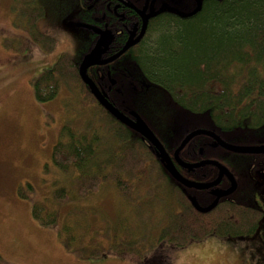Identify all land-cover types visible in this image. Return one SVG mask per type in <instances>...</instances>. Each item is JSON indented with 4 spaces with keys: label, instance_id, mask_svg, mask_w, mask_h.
<instances>
[{
    "label": "trees",
    "instance_id": "1",
    "mask_svg": "<svg viewBox=\"0 0 264 264\" xmlns=\"http://www.w3.org/2000/svg\"><path fill=\"white\" fill-rule=\"evenodd\" d=\"M17 1L22 2L23 9L27 10L31 40L45 51L52 50L55 38L36 27V21L43 16L40 5L35 4L34 0ZM150 1L147 4L151 15L148 17L145 39L129 47L109 65L110 75L116 81L111 90L106 89L108 79L105 66H91L86 70L87 75L99 89L107 93L109 102L119 110L126 107L138 112V107L132 106L142 93L141 88L153 89L164 96L168 109L176 108L181 116L183 114L190 119L192 128L210 129L226 142H229L227 139H234L244 142V145L262 143L264 0ZM111 3V0H82V6L75 12V19L79 23L116 30L121 27V22L115 17ZM86 30L89 35L84 40L77 60L62 55L52 68L44 69L33 80V93L38 102H47L56 96L62 82L74 79L84 98L90 104H95V109L91 110L92 116L98 118L101 114L108 119L117 142V151L110 153L107 160L97 157L100 153L98 144L102 141L100 135L95 131L88 134L74 130L71 122L66 121L61 127L60 138L52 148V164L62 171L72 169L81 173L76 183L80 194L97 189L99 183L111 181L121 196L130 201L134 182L145 165L140 159V151L145 150L156 164L155 183L166 184L170 188L181 187L169 177L172 184L167 183V173L162 161L155 155L154 148L140 134L107 112L80 79V59L91 49L97 37L90 29ZM122 32L123 36L115 34L106 43L99 57L112 55L126 42L127 32ZM118 70L125 72V81H133L132 86L136 87V91L127 90L128 86L118 75ZM159 119L165 120L164 116ZM162 139L161 143L171 155L177 141ZM192 141L179 152L180 159H218L219 152L228 153L218 146L214 148L213 140L207 135L199 134ZM108 165L107 171H104ZM213 177L209 175V178ZM176 187L173 190L174 199H178L176 203L180 210L169 213L166 223L159 228L155 237L149 238L148 232H145L138 239L119 238L126 251L135 252L146 263L149 261L142 255L143 251L154 250L162 243L180 246L212 232L221 236H245L254 233L259 224L257 209L247 201L234 205L220 202L205 212L211 214H200L192 209L188 194ZM53 197L55 203L66 201L64 187L55 189ZM43 208L39 204L33 205L32 216L41 224H52L56 218L54 209L44 214ZM127 239L129 241H125ZM104 250V247H95L89 250V255L100 256ZM158 259V263L163 262L161 257ZM258 264H264V261Z\"/></svg>",
    "mask_w": 264,
    "mask_h": 264
},
{
    "label": "rangeland",
    "instance_id": "2",
    "mask_svg": "<svg viewBox=\"0 0 264 264\" xmlns=\"http://www.w3.org/2000/svg\"><path fill=\"white\" fill-rule=\"evenodd\" d=\"M34 2L43 11L36 27L55 38L50 51L31 40L23 3L0 0V264H258L264 261V213L250 235L232 237L212 232L180 246L162 243L154 250L143 251L148 263L135 252L126 251L120 237L138 239L148 232V237L153 238L169 213L179 209L174 188L155 183L156 164L145 150L140 151L145 165L134 182L130 201L121 196L111 181L80 194L76 183L81 173L72 169L62 171L52 164V148L66 121L71 122L74 130L88 134L95 131L100 135L97 157L103 160L117 151V142L108 119L100 113L98 118L92 116L95 104L84 98L74 79L62 82L53 99L44 103L35 99L33 80L44 69L52 68L62 55L77 60L89 33L77 25L78 0ZM161 95L156 90L144 89L132 107L140 104L149 122L158 120L164 129L172 125L169 118L173 115L177 119L186 117L176 108H171L173 113L169 111L168 102ZM162 116L165 120L159 119ZM227 140L244 145L240 140ZM260 140L263 143L264 136ZM224 154L240 171L249 169L251 159L255 158L250 154ZM109 166L103 170L107 171ZM59 187H64L67 198L55 203L53 191ZM35 204L44 207V214L54 209L55 221L41 224L35 219L31 213ZM95 247H104V254L90 256L89 250ZM158 257L162 263H158Z\"/></svg>",
    "mask_w": 264,
    "mask_h": 264
},
{
    "label": "flooded vegetation",
    "instance_id": "3",
    "mask_svg": "<svg viewBox=\"0 0 264 264\" xmlns=\"http://www.w3.org/2000/svg\"><path fill=\"white\" fill-rule=\"evenodd\" d=\"M85 1H90V0H85ZM111 2L112 3L110 5H111L112 11H113L115 17L121 22V27L120 28L117 27L116 30H113L112 28L111 29L106 28L107 30L110 31L111 38L115 34H120L121 36H123L122 31L126 30L127 36L124 39V42L125 41L127 42V40H131V41L135 40L136 37L141 32L142 23H143V19H142L141 15L139 14L138 11L144 10L143 16L147 19L145 30H144V33L142 34V36L140 37V39L137 40V42L134 45H137L138 42L140 43L141 41H143L145 39L143 37H145L147 35V31H148L147 30L148 24H149L148 17L151 15V14H149V7L150 6H148L147 3H150L151 1L150 0H122V1L111 0ZM130 5H132V7ZM78 6H80V7L82 6V0H78ZM131 32H133L132 35L130 34ZM130 35H131V37H130ZM86 38H88V35ZM111 38L109 41H111ZM97 40H98V38H97ZM121 55H123V54H121ZM107 57L108 56H105V57L102 56L99 58L104 59ZM117 59H115L114 61H116ZM114 61H112V62H114ZM112 62H110L109 64H106V65H100V66H105L107 68V69L105 68L107 79H108L107 73H109V75H110L109 65ZM96 66H99V65H96ZM99 74H102V72L99 71ZM118 75L120 77H122L121 78L122 81H125V79H124L125 72L124 71L120 70L118 72ZM121 79H120V81H121ZM125 82L128 86L127 90L131 89L133 91H136V89H135L136 87L132 86L133 85L132 80H127ZM115 83H116V81H115ZM114 85L110 86V84L108 82V84L106 85V89L110 91L112 86H114ZM122 85H123V83H122ZM141 89H142L141 91H144L143 88H141ZM100 90L104 91L103 89H100ZM106 95H107V93H106ZM139 105L140 104L136 105L138 107V112L135 109H127L126 107H122V110H120V111H122L125 115H127L128 117H130L134 120H143L159 140H163L162 138H164L166 140L167 139H169V140L175 139V142L177 141L176 147L179 145L181 140L187 134H189L191 131H193L195 129H198V128H192L193 122L190 119H188V118L177 119L176 115H173L171 118H169L170 121H172L171 126L168 125L166 128L161 129L160 126L158 125L159 124L158 120L156 121V123H150L149 122L147 115L143 113V111H142L143 109H141L142 107ZM169 111H172V113H173V110L171 108ZM132 112L136 113V117L132 116V114H131ZM170 121H169V123H170ZM157 125H158V128H156ZM204 129H206V128H204ZM208 130H210V129H208ZM196 136L192 137L185 144V146L189 143L190 144L193 143L194 141H192V140ZM213 144H214V140H213L212 146H213ZM262 144H264V142L257 144V145H262ZM176 147L174 148V150L176 149ZM213 147L215 148L217 146H213ZM218 147H220V146H218ZM174 150H173V152H174ZM223 150H225V149H223ZM173 152L169 156H170V158L174 164L176 171L184 179H186L192 183H199V184H209V183L214 182L217 179V177L219 175V169L216 166H214V165L210 166L209 164H202L198 167L188 169L187 167H183L182 165H180L179 163L176 162V160L173 158ZM227 152H228V154H240V153H233V152H230L228 150H227ZM224 153H226V152H219L218 153L219 154L218 159H215V158L214 159L207 158V159L216 160L223 167H225L231 173L233 179L235 180L236 185H235L234 191L232 193L226 195V196L220 197L218 199L217 203L215 204V206L220 204V202H222L225 205L226 204L227 205H229V204L234 205V204H237V203H240L243 201H247L248 203L252 204L257 209L258 215L261 219L262 214L264 213V154H257V155H259L258 157L255 156V158L253 160L251 159L250 168L244 169L245 171L244 170L240 171V170L236 169L235 167H233V165L229 162V158H228L227 154L225 155ZM178 156H179V154H178ZM251 156H254V155H251ZM179 159H180V157H179ZM207 159L204 158V159L195 160V161H184L182 159H180V160L184 163H196V162H200L202 160H207ZM198 169H201V170H198ZM215 169H216V171H215ZM183 170L186 171L188 174H185V172H183ZM165 172L168 175V176L165 175L167 183L172 184L171 179H173L179 186H181V187L174 186V187H172V189L173 188L175 189V187H176L177 189H179V191H183L185 194H188L187 197H188L189 204L192 205V209L198 211L200 214H211V213L201 212L198 209H196V207H194V205L192 204V201L190 198L195 199V201L197 202V205L200 208H206L216 198V195L214 194L215 192L224 191V190L228 189L231 185L229 177L224 173L221 176L220 181L214 186H210L208 188H202V189L193 188V187H186L183 184H181L180 182L176 181L166 170H165ZM209 175H214V177L211 179V178H209ZM168 177L171 179H169ZM177 201H178V199L176 200V202ZM177 210H180V207Z\"/></svg>",
    "mask_w": 264,
    "mask_h": 264
},
{
    "label": "water",
    "instance_id": "4",
    "mask_svg": "<svg viewBox=\"0 0 264 264\" xmlns=\"http://www.w3.org/2000/svg\"><path fill=\"white\" fill-rule=\"evenodd\" d=\"M122 1V0H119ZM132 7V5H130ZM143 19L142 28L140 34L136 37L135 40H127V42L121 46L119 50H117L112 55L108 56L107 58L100 59L99 54L102 52L103 47L106 45V42L109 40L111 33L108 30H102L100 28L94 27V26H88L95 34L98 35V40L93 45V47L88 51L86 54L83 55V57L80 60L79 66H78V75L82 82L86 84L91 92V94L94 96V98L119 122L126 125L136 133L140 134L144 139H146L154 148L155 154L157 158H159L165 170L178 182L183 184L186 187H193V188H208L210 186L216 185L220 179L221 176L225 173L231 182V185L228 189L221 191V192H215L216 198L214 201L207 206L206 208L201 209L196 201L191 198L192 204L201 212H207L210 209H212L215 204L217 203L218 199L222 196H226L234 191L235 188V180L233 179L231 173L223 167L219 162L216 160H202L200 162L196 163H184L179 159V151L185 146V144L194 136L203 134L207 135L210 138L214 140L213 146H220L221 148L228 150L230 152L234 153H244V154H264V144L262 145H235L228 143L224 141L222 138H220L215 132L204 129V128H198L193 131H191L189 134H187L179 143V145L176 147V149L173 152V158L176 160L177 163L182 165L183 167H187L189 169L198 167L202 164H211L216 166L219 169V175L217 179L209 184H199V183H192L186 179H184L175 169L174 164L168 155V153L165 151L164 147L162 146L161 142L158 140V138L154 135V133L151 131V129L145 124L143 120H134L127 115H125L122 111L117 109L109 100L107 99V95L104 91L99 90V88L96 86V84L92 81V79L87 75V68L94 65H106L110 62L117 59L121 54H123L129 47L134 45L137 40L140 39L142 34L144 33L145 26L147 19L143 16L144 10L138 11ZM87 26V25H85ZM131 35L133 32L130 33ZM130 35V37H131ZM130 39V38H129ZM108 81L110 86L115 84V80L112 79L107 73ZM132 116L136 117V113L132 112Z\"/></svg>",
    "mask_w": 264,
    "mask_h": 264
},
{
    "label": "bare ground",
    "instance_id": "5",
    "mask_svg": "<svg viewBox=\"0 0 264 264\" xmlns=\"http://www.w3.org/2000/svg\"><path fill=\"white\" fill-rule=\"evenodd\" d=\"M106 110V109H105ZM107 111V110H106ZM108 112V111H107ZM162 144V143H161ZM163 146V145H162ZM164 147V146H163ZM189 169V168H188ZM195 207V206H194ZM201 209H203V208H201Z\"/></svg>",
    "mask_w": 264,
    "mask_h": 264
}]
</instances>
